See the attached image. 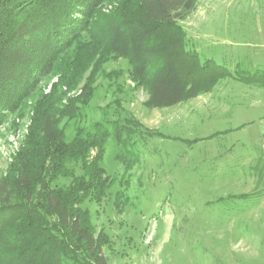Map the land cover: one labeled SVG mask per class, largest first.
<instances>
[{"label":"rangeland","instance_id":"374dc122","mask_svg":"<svg viewBox=\"0 0 264 264\" xmlns=\"http://www.w3.org/2000/svg\"><path fill=\"white\" fill-rule=\"evenodd\" d=\"M123 1L102 0L94 22L111 18ZM195 1V10L177 23L182 35L165 29L153 42L173 53L182 38L189 56L230 71L209 85L204 73L188 69L189 56L178 57L182 74L200 90L195 98L151 107L144 78L133 76L127 60L110 55L98 72L93 64L84 69L72 87L64 86L61 72L53 70L18 108L0 118V179L24 149L44 95L55 93L54 111L69 100H88L75 118L59 121L66 142L77 128L90 130L95 124L109 132L115 125L130 128L122 143L106 142L100 163L111 180L106 196L82 205L107 264H264V198H258L264 192V164L257 153L237 154L240 133L227 131L264 116V111L251 114L234 105L237 91L246 88L234 76L258 67L251 57H240V52L250 53L249 47L237 45L263 41L258 32L264 33V0ZM236 23H242V32ZM79 37L82 44L90 42L86 32ZM74 47L59 56L58 67L71 59ZM259 129L255 121L246 133L259 134ZM67 167L81 173L72 162ZM68 182L58 178L54 185ZM241 195L250 196L236 199Z\"/></svg>","mask_w":264,"mask_h":264},{"label":"trees","instance_id":"16d2710c","mask_svg":"<svg viewBox=\"0 0 264 264\" xmlns=\"http://www.w3.org/2000/svg\"><path fill=\"white\" fill-rule=\"evenodd\" d=\"M101 1L0 0V118L18 108L21 98L53 70L70 87L90 64L98 72L110 55L127 60L133 76L144 78L153 108L197 96L200 90L177 63L178 57L190 55L182 48L183 39L176 41L173 53L153 44L165 29L182 35L177 23L195 10V0H124L111 18L95 23ZM82 32L89 43L79 41ZM73 44V56L58 67L59 56ZM188 59V69L204 73L209 85L230 76L224 66ZM238 74L234 78L244 84L264 86V72ZM54 97L44 95L37 102L25 147L0 179V264H107L82 205L106 196L111 180L100 165L106 142L122 143L130 128L115 125L109 132L95 124L90 130L77 128L66 142L59 121L75 118L88 100H69L54 111ZM71 162L80 174L67 167ZM58 178L69 182L54 185Z\"/></svg>","mask_w":264,"mask_h":264},{"label":"crops","instance_id":"0c3cea01","mask_svg":"<svg viewBox=\"0 0 264 264\" xmlns=\"http://www.w3.org/2000/svg\"><path fill=\"white\" fill-rule=\"evenodd\" d=\"M241 22V21H238ZM238 26L242 25V23H236ZM241 26L238 30L242 32ZM258 37L260 41L256 44H248V43H241L238 44L237 47H241V49L244 47H249L250 53L240 52L242 55L240 57L249 58L251 57L253 61H256L258 67L252 71L249 70H238L239 72H244L246 74H254V73H261L264 72V33L261 31L258 32ZM263 36V37H262ZM262 39V40H261ZM241 62L239 61L238 64H236V68H239V64ZM240 82V81H237ZM244 84V83H243ZM246 86L245 89L238 90L237 94L238 96L235 97V106L239 108L240 110L244 109V112H250L251 114H255L259 111H264V86L260 85H248L244 84ZM240 91V92H239ZM231 100V98H229ZM258 121L261 125V129L258 130L259 134H257V130H253V132H250V134H247L246 131L250 126H253L254 122ZM264 116H261L260 114H257L256 119L247 120L244 121V123L237 125L236 127L232 129H228L227 131L232 132L234 130H237L238 133H240V138L236 141V152L239 155H243V153H249V154H256L258 160L262 161L264 164ZM255 134L256 137H253L252 139H247L248 137H251ZM250 140V141H249ZM251 144V145H250ZM252 156V155H251ZM248 158V157H247ZM260 200L261 198H264V192L259 195L258 197ZM258 199V200H259ZM264 201V200H263Z\"/></svg>","mask_w":264,"mask_h":264}]
</instances>
